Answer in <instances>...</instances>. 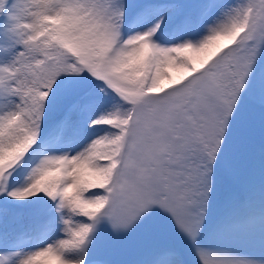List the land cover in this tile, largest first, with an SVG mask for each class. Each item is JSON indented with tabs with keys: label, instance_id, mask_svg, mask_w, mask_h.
I'll use <instances>...</instances> for the list:
<instances>
[{
	"label": "snow or ice",
	"instance_id": "obj_1",
	"mask_svg": "<svg viewBox=\"0 0 264 264\" xmlns=\"http://www.w3.org/2000/svg\"><path fill=\"white\" fill-rule=\"evenodd\" d=\"M0 264H264V0H0Z\"/></svg>",
	"mask_w": 264,
	"mask_h": 264
}]
</instances>
